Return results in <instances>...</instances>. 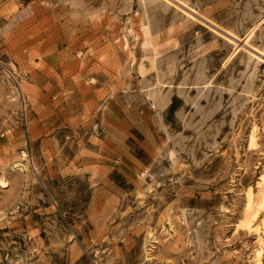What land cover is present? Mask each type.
Instances as JSON below:
<instances>
[{
    "label": "rangeland",
    "instance_id": "rangeland-1",
    "mask_svg": "<svg viewBox=\"0 0 264 264\" xmlns=\"http://www.w3.org/2000/svg\"><path fill=\"white\" fill-rule=\"evenodd\" d=\"M176 2L0 0V264H254L264 0Z\"/></svg>",
    "mask_w": 264,
    "mask_h": 264
},
{
    "label": "bare ground",
    "instance_id": "bare-ground-1",
    "mask_svg": "<svg viewBox=\"0 0 264 264\" xmlns=\"http://www.w3.org/2000/svg\"><path fill=\"white\" fill-rule=\"evenodd\" d=\"M166 1L169 4L174 5L187 19L196 20L195 16L198 15L197 11H195L192 8L186 6L185 4H182L181 2L180 3L176 2V0H171V1L170 0H166ZM199 16L200 15H198V17ZM200 17H201L202 21L204 20L206 23L210 22L207 18H205L203 16H200ZM192 22H194V21H192ZM198 22H200V21L198 20ZM210 30H211V28H210ZM227 35L229 37L226 36L224 38L226 39V41H228V43H231L234 46L233 53L237 52L238 50H243V51H246V53L250 54L251 56L254 55V54H259L261 56L264 55V52L254 48L253 46H251L249 44L251 34H247L243 39H240V38H238L235 35L230 34V33L227 34ZM237 42H239L240 44L238 45ZM252 51L255 52V53L253 54ZM262 57H264V56H262ZM258 58H261V57H258ZM138 70L140 72L143 70L141 63L138 66ZM257 129H259V128H257L254 124H252V126H250V128H249V132H248V146H249V148H254L255 147V138L257 137ZM14 167L15 168H19V169L24 168L23 165H21V164L19 165L18 163H17V165L15 164ZM0 183L4 184V182H2V181ZM252 237L254 239V243H253V247H252L251 258H252L254 264H260L261 263L260 262L261 259L264 258V233H261V232H258V231H254Z\"/></svg>",
    "mask_w": 264,
    "mask_h": 264
}]
</instances>
